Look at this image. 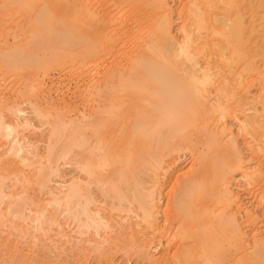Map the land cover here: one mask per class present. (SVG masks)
<instances>
[{
  "label": "bare ground",
  "instance_id": "1",
  "mask_svg": "<svg viewBox=\"0 0 264 264\" xmlns=\"http://www.w3.org/2000/svg\"><path fill=\"white\" fill-rule=\"evenodd\" d=\"M173 1L0 0V80L14 94L6 103L0 84L1 222L34 221L48 234L60 208L79 235L102 237L126 215L147 232H172L158 259L144 238L129 240L151 264H264V0H183L178 27ZM55 68L83 81V103L41 113ZM22 101L50 126L47 154L19 135L35 126ZM185 151L191 168L168 197L177 212L160 228L163 178ZM238 176L255 207L239 204Z\"/></svg>",
  "mask_w": 264,
  "mask_h": 264
},
{
  "label": "rangeland",
  "instance_id": "2",
  "mask_svg": "<svg viewBox=\"0 0 264 264\" xmlns=\"http://www.w3.org/2000/svg\"><path fill=\"white\" fill-rule=\"evenodd\" d=\"M181 1H183V0L173 1V4L175 3L173 5L175 13H177L179 11L180 7L182 6ZM174 18H175V23H176L177 27L180 26L182 24V19L180 18L178 13L175 14ZM0 84H3L4 85L3 88L6 89V90L4 89V92L6 94V100H4L5 94H4L3 100L6 101V103H12L14 101L13 100L14 94H13L12 90L8 87L9 86L8 79H5V78L1 79ZM82 84H83V81H80L78 79L77 75L73 74L71 71H69L67 69L55 68V69L51 70L45 78V81H44L45 86L43 87V90H42L43 92L39 91L40 92L39 94L44 93L47 97L42 96V100H40L41 98L39 99L42 102L38 105L37 109H39L41 113L43 111L46 114V110L48 108L51 111L50 105L55 107L58 110L60 109L62 112H64L65 110H68L70 106H72V108H74L76 104L78 105L77 108L81 107V105L83 103V99L79 98L80 96L78 95L79 93L77 92V86L82 85ZM36 93H38V90H36L34 94H36ZM45 98L47 101L45 100ZM43 100H45V101H43ZM80 103H81V105H80ZM11 106H12V104H11ZM22 107H23V109H26L24 114L26 116L28 114L29 117L33 118L32 122H34L35 126H29L25 129L20 128V132L22 134H19V135H22L23 137H25V139H29V141L25 140L26 145L29 143L27 145L28 147L30 144L35 145L36 143H38L39 146L37 147V149L40 147L41 148L37 152L41 151L42 154H44V153L47 154L46 150L44 151L43 149L47 148V146L45 148V145L48 144V146H49V144H50L49 143L50 138H47V136L50 134V133H48L50 126L48 127V123H45V124L42 123L43 117L40 118L41 116H39L37 113L35 114V111H34L35 109L33 108L32 105H30V103H28V101H22L20 103V108H22ZM56 109H52V110L55 111ZM47 112H48V110H47ZM7 113L12 114V116L14 115L13 112L11 113V109H8ZM10 114H9V116H11ZM23 115H22V117H23ZM36 116L37 117L39 116V118H37ZM29 119H31V118H29ZM23 137H21V138H23ZM242 137L244 138V136H242ZM243 138H240V141L242 140V144L244 145V143H243L244 139ZM47 139H48V143L46 141ZM32 140H35V141L37 140V141H36V143H34ZM3 147H4V145H3ZM3 147L2 146L0 147V152L3 150ZM6 147H7V145L4 148H6ZM32 148L33 147H31V149ZM34 148H33V150L35 151ZM27 150H26V152H27V154L29 153L28 154L29 156L34 154L33 150H32L33 152L31 155H30L31 150L30 151L29 150L27 151ZM42 150L44 151V153ZM4 152H5V149L0 154L2 155ZM182 154H183V152L181 153V155ZM43 156L46 157L45 155H43ZM3 157H4V155H3ZM5 157H7V156H5ZM32 157H35V154L32 155ZM32 157H31V159H32ZM35 158L38 159V157H35ZM35 158H33V159H35ZM179 161L180 162L177 165L178 167L175 166L177 169L174 168L175 170L174 169H173V171L171 170L172 172L170 174H168V176H166L167 178L168 177L169 178L168 179L166 177H165V179L163 178V180L165 182H168V183L163 182V184H164L163 189L164 190H162L163 196H161L162 200L160 202V203H162L160 205L161 206L163 205V206H162V209L160 208L161 209L160 214L158 215L159 221H160L159 226H161L160 228H162L163 226L165 228L166 222L170 221L171 219H174L173 217H174V215H176L175 213L177 211H176V207H174L175 205H173L172 202H171V204H169L170 202L168 201V200H170L169 198H173L171 196L175 195L173 193L175 190L174 191L171 190L172 185L176 181L177 174H182L184 172H187L189 170V168H191V165L193 162V155L191 154L190 151H187V152L185 151L184 155H182V157L180 158ZM68 164H70V163H68ZM68 164L67 165L65 164V166L67 167V169H70L71 164L70 165H68ZM69 166H70V168H68ZM63 167L64 166L62 165V168ZM67 169H65V172H67L69 174V172H68L69 170L67 171ZM70 175H72V174H69V177H70ZM66 176H68V175H66ZM238 177H240V176H238ZM66 178H68V177H66ZM57 179L60 180L61 178L59 179V177H57ZM243 182L244 181L241 179V177L236 179L237 185L235 186L236 187L235 189L237 191H239V197H240V201H239L240 203L239 204L242 203V206H244V207L246 206V207L253 208V207H255V205H252L253 201H252V199H250L251 197L248 194V192H250V191L247 188L242 189L243 187H246V184H244L245 182L244 183ZM241 185H243V187H241ZM4 186L6 188V191H8V192L9 191L14 192L16 190V186L13 185L12 180H6ZM163 191L165 192V194ZM169 194H171V196ZM172 194H174V195H172ZM247 196L249 197V199ZM171 201H172V199H171ZM167 202H168V204H167ZM243 204H245V205H243ZM47 207L49 209L53 210V212L55 211L53 209L54 205H52V203H47ZM58 209L60 211V208H58ZM107 209H108L107 207H104L105 212ZM57 210H56V212H57ZM104 210H102V212H104ZM163 210H165V211H163ZM34 211H35V206L34 205L29 206L27 212L34 214ZM59 211L57 212V215H56L57 220H56V218H55V220L49 219V226H46V227L52 228V230L48 234H45L44 232L35 229L34 228V225H35L34 221L32 222L29 220V221H26V223H25V221L23 222V220L16 219L17 229L14 230V226H12L11 223H4V222H1V220H0V264H151L150 263V262H152L151 260H153L154 258L158 259L162 256V254H161L163 251L162 248L164 247L165 244L168 246V243H166V241H168L169 232L172 233L171 231L161 233L164 229H160L159 230L160 233L158 230H157L158 232L155 231L156 233L152 230H151V232L148 231L149 232L148 233L145 229L143 230L141 227H140L141 230H139L140 228H138L137 225H135L136 228L134 225H131V224H133V223H131L133 220L132 217L126 218L125 217L126 215H124L122 213L124 216L122 217V215H120L121 219H120V216H117L118 220H116V221L111 219L113 222L111 224H113V226L108 228L109 231L106 229L105 230L103 229L104 232H106V234L103 232V230H101L102 231L101 234L104 233V236L111 238L110 239L111 242L113 240H114L113 242L116 241L114 244L117 245V247H118L117 248L116 245L112 244L113 242L111 244L109 243L110 241L107 243L108 238H106L107 239V241H106V239L103 235L101 237V235L98 234V235H100V237H99V236H97V234L93 233V229L90 231L91 233L89 232V233H87V235L86 234H84V236H82L83 234L79 235L78 231L72 230V229H75L76 225H75V227L71 226V224H76V222L72 223V221H71V224L69 225L68 223L70 222V219L66 216L67 219L69 220V222H67L65 220V218H66L65 215H67V214L66 213L64 214V212L62 214ZM164 212H166V213H164ZM165 215H167V216L165 217ZM171 215H172V217H171ZM124 217L126 218V220H124ZM164 219H167V220H164ZM114 222H117V223L115 224ZM118 222H119V224H118ZM164 222H165V224H164ZM60 224H62L63 230L65 228V230L68 231V232H66L64 230V232H66L65 233L66 236H64V237L60 236L62 239L56 235L57 229H59L61 227ZM129 225H131V229H130L131 231L128 229V228H130ZM132 226L134 227V230L132 229L133 228ZM122 228L123 229L125 228V229L122 230ZM165 229H167V226ZM125 230L126 231L129 230L126 232V233L129 232V234H126L124 232ZM135 231H137V232H135ZM117 232L118 233L120 232V233L118 234ZM122 232H124L125 234H123ZM67 233H69L70 236ZM141 233L142 234L147 233V234H143V236H142ZM154 233L156 235H154ZM160 234H162V237H161L162 239H160V236H159ZM67 235H68V238H67ZM107 235H109V236H107ZM116 236L118 239L114 238ZM144 236H146V237H144ZM94 237H95V239L97 237L98 240H103L104 244L98 245V243H100L101 241L98 242L97 239L96 240L94 239L95 240L94 241L93 240ZM166 237H167V239H166ZM134 238H135L134 241L141 239V241H139V242H143L144 239L147 240V242H148V243H146L148 245L147 250L150 252H148V251H146V252L151 253V257L154 255L153 259L150 257L151 260L148 261V259H150V258L149 257L147 258V256L145 254L143 255L138 250L137 247H135V246L131 247L130 245H128L131 243L130 241H133ZM154 238H156V239H154ZM158 238L160 239V241ZM163 238H165V239H163ZM170 238H172V237H170ZM87 239H88V241H87ZM91 239L95 243L97 242V244L94 243L95 246L93 244V241H92V243H90ZM161 241L165 243V244L163 243L164 244L163 246L159 244V243H161ZM145 242L146 241H144V243ZM105 245H106V247L109 246L110 248L109 247H108L109 249L106 248ZM112 245H113V247H112ZM166 245L163 249H165L167 247ZM96 246H98L97 247L98 250H97ZM107 249H108V251H107ZM158 251L160 253H158ZM157 254L158 255L160 254V257ZM169 258H171V257H169ZM164 259L161 260V264H163L164 262H165L164 264L173 263V262H171L172 260H170V259L167 260V257L165 259L166 261Z\"/></svg>",
  "mask_w": 264,
  "mask_h": 264
}]
</instances>
